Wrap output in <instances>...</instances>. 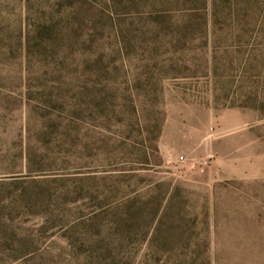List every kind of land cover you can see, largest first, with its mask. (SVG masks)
Wrapping results in <instances>:
<instances>
[{
  "label": "rangeland",
  "instance_id": "1",
  "mask_svg": "<svg viewBox=\"0 0 264 264\" xmlns=\"http://www.w3.org/2000/svg\"><path fill=\"white\" fill-rule=\"evenodd\" d=\"M263 0H0V264H264Z\"/></svg>",
  "mask_w": 264,
  "mask_h": 264
},
{
  "label": "trees",
  "instance_id": "2",
  "mask_svg": "<svg viewBox=\"0 0 264 264\" xmlns=\"http://www.w3.org/2000/svg\"><path fill=\"white\" fill-rule=\"evenodd\" d=\"M255 11H261L262 12V17L264 18V0L262 3H255ZM264 23V20H261Z\"/></svg>",
  "mask_w": 264,
  "mask_h": 264
}]
</instances>
